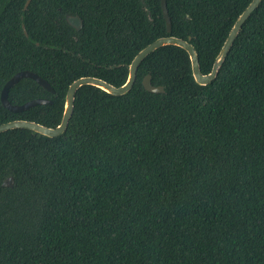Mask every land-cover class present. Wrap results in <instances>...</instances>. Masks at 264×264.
Segmentation results:
<instances>
[{"label": "trees", "instance_id": "16d2710c", "mask_svg": "<svg viewBox=\"0 0 264 264\" xmlns=\"http://www.w3.org/2000/svg\"><path fill=\"white\" fill-rule=\"evenodd\" d=\"M25 1L0 0V91L28 70L53 93L24 77L8 101L52 103L0 102V124L54 127L73 80L123 84L158 37H190L209 72L251 0H166L170 33L160 0ZM145 75L163 91L144 89ZM0 264H264V0L205 85L185 50L164 45L125 94L81 86L62 134L0 132Z\"/></svg>", "mask_w": 264, "mask_h": 264}, {"label": "water", "instance_id": "95a60500", "mask_svg": "<svg viewBox=\"0 0 264 264\" xmlns=\"http://www.w3.org/2000/svg\"><path fill=\"white\" fill-rule=\"evenodd\" d=\"M31 0H26L23 5V10L27 7ZM261 0H251L246 7L241 11V13L236 17L232 26L230 27L218 53L216 54L212 67L209 72L202 73L199 67L197 52L195 50L194 45L189 41L190 37L187 39H183L180 37L173 36L168 34L166 36H161L154 39L152 42L148 43L146 46L141 48L131 59L130 63L127 64V76L126 80L123 84L119 86H115L101 78L94 77V76H81L75 80H73L67 87L65 95H64V102H63V109L62 114L59 120V123L54 127H48L41 123L25 120V119H14L0 124V132L7 131L9 129L14 128H24L28 129L32 132L47 136V137H55L57 135L62 134L68 125V122L71 118L73 112V105L75 99L76 91L83 85H92L97 87L98 89L111 94V95H122L127 93L134 84L136 79V72L138 65L140 62L152 51L155 49L162 47L164 45H176L181 47L183 50L186 51L189 62H190V69L191 75L195 83L198 85H205L213 80L219 68L221 67L225 57L237 36L239 30L241 29L242 24L246 20V18L250 15V13L258 6ZM160 7L162 10L163 18L165 20L166 32L170 33L171 31V20L168 14V10L166 7V0H160ZM65 20L67 24L73 27L75 30H79L82 25V20L78 15H66ZM24 31L23 24L21 25ZM25 33V31H24ZM30 78L34 80L38 85L46 89L49 93H53L52 87L49 83L37 75L36 73L28 70H22L14 75H12L2 86L0 91V102L6 109L12 112H20L27 110L28 108L38 105V104H51L52 101L47 98L38 97L31 100H28L22 104H11L7 99V93L9 89L18 82L20 78ZM141 84L147 91L150 92H162L163 87L161 85H152L150 81V75L143 76L141 80ZM3 185L11 186L12 185V178L7 177L3 181Z\"/></svg>", "mask_w": 264, "mask_h": 264}]
</instances>
